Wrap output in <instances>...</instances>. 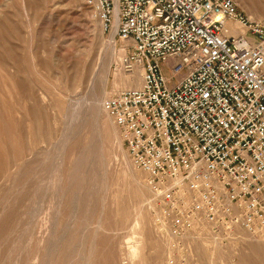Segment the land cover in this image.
Wrapping results in <instances>:
<instances>
[{
    "label": "rangeland",
    "instance_id": "obj_1",
    "mask_svg": "<svg viewBox=\"0 0 264 264\" xmlns=\"http://www.w3.org/2000/svg\"><path fill=\"white\" fill-rule=\"evenodd\" d=\"M237 2L264 23V0ZM112 35L104 33L85 0H0V108L24 149L21 157L10 155L0 177V264H83L94 238L96 264H169L176 255L179 239L169 231L159 194L132 164L120 129L103 109L108 97L140 84L115 76L116 43L99 103L110 140L104 142L103 128L96 129L103 141L96 157L89 126L71 135L77 126L71 105L80 96L91 103L99 73L106 70L107 53L99 46ZM8 50L10 60L20 63L12 62L19 67L17 93L10 90ZM67 148L72 155L60 161ZM242 235L234 241L264 243V233ZM184 240L195 252L190 264H228L234 257L235 246L222 248L220 239Z\"/></svg>",
    "mask_w": 264,
    "mask_h": 264
},
{
    "label": "built area",
    "instance_id": "obj_2",
    "mask_svg": "<svg viewBox=\"0 0 264 264\" xmlns=\"http://www.w3.org/2000/svg\"><path fill=\"white\" fill-rule=\"evenodd\" d=\"M85 4L115 35V76L142 71L103 107L179 239L169 264L193 255L187 236L237 250L235 238L263 234L264 23L237 0Z\"/></svg>",
    "mask_w": 264,
    "mask_h": 264
},
{
    "label": "bare ground",
    "instance_id": "obj_3",
    "mask_svg": "<svg viewBox=\"0 0 264 264\" xmlns=\"http://www.w3.org/2000/svg\"><path fill=\"white\" fill-rule=\"evenodd\" d=\"M5 25H7V24L5 23ZM14 29H15V27H14ZM12 30H13V26H12ZM115 43L116 42H115V39H114V35H112L107 43L100 44V46H99L102 50H105L106 53H107V55L105 57L106 61L104 63L106 65V70L104 71V73H102V72L99 73V77H98L99 81H98V84L95 87V89H94V91H93V93L91 95V103L89 102L88 99L86 100V98H83V97L80 96L78 98L79 100L76 101V103L74 105H71V106H73V108L71 109L72 114H74V117L76 119L75 121L73 120V122H75L74 125H77L76 128H73V130L71 131V135L79 134V136H80L82 134L83 130L86 129L89 126V128L92 129L91 139H90L91 148H92L93 152L95 151L96 157H100L101 156L100 155V151H101L102 142L103 141L104 142H109L110 137H111V133H112L110 127L108 126V122L106 120H104L103 117H102V112H101V108H100L99 103L101 101V97H102L103 93H105L104 91H105L106 85L108 83L107 66L109 65V63L111 62V59L113 57V53L115 51ZM4 54L6 55V56H4V60H6L7 62L9 60V62L11 64L13 62L14 65H15V63L17 61V65L18 66L20 65V63H18L19 60L15 59V58L14 59L12 58L11 59L12 61L10 60L9 50L6 51V53H4ZM0 58H1V56H0ZM9 62H8V64L12 67L11 72L9 71L11 73V75H10L11 76L10 90L13 93H17L18 88L20 89L19 84L17 82L18 80H16V79H18L16 77H17L18 72H19V67H15L13 64L11 65ZM93 73H96V72L94 71ZM141 75H142V71L140 70L138 72V74H137V77H135L134 80H132L131 77H128L129 81L132 82V83H130V82H128V83L129 84H134L140 79V84L138 85V87H140V85L142 83ZM95 76H96L95 74H94V76H91L90 81L93 82ZM130 88H127V89H130ZM127 89H124V90H127ZM119 92L120 91H118L116 93H119ZM115 94H113V95H115ZM44 98H45V96L43 94H41L40 99L44 100ZM103 104H104V102H103ZM103 109H104V107H103ZM25 113H26V116L27 115L30 116V114L27 113V111ZM32 117H34V116H32ZM13 125L14 124L12 123V120L10 119V116H8V117L5 116L4 117V114L2 113L1 108H0V177L2 175H5V173L8 171V164L10 162V160H9L10 159V155L13 154L14 157L15 156L21 157L22 153L24 151L23 145L20 142V138L16 135ZM98 127L103 128V130L105 132L103 134V136H102V138H103L102 140L103 141L100 139V137L98 136V134L96 132V129ZM122 141H123V138H122ZM123 143H124V141H123ZM72 153H73V150L67 148L64 151V159H61V157H60V159H61L60 161H64L65 162L66 158H69V155H72ZM130 159H131V157H130ZM131 162H132V160H131ZM99 225L101 226V222H100ZM203 227H204V225H203ZM4 231H5V225L4 224L0 225V235ZM95 235H97V233ZM190 237L191 236H187L185 239H188ZM233 243H236V242H233ZM238 243H240V242H238ZM190 246L192 247L191 244H190ZM98 249L99 248H98V244L96 243V238H94V240L92 242V245L90 247V251L88 252V254L86 256V259L83 262V264H96ZM234 251H235L234 252V257H237V256L241 255V252L239 250H236V247H235ZM56 253H57V251L53 253V258L56 255ZM194 253L195 252L193 251V255L188 257V260L185 262L186 264H190L192 262V260H194Z\"/></svg>",
    "mask_w": 264,
    "mask_h": 264
},
{
    "label": "crops",
    "instance_id": "obj_4",
    "mask_svg": "<svg viewBox=\"0 0 264 264\" xmlns=\"http://www.w3.org/2000/svg\"><path fill=\"white\" fill-rule=\"evenodd\" d=\"M249 243L250 244L253 243V247H255V253L253 251L254 248L253 249L250 248ZM237 248H239L237 250L241 252V255L230 258L229 261H227L228 264H264V243L259 244V243L249 242V241L247 242L241 241V243L238 244ZM228 249L233 250L232 248H228ZM256 254L260 256L261 258L260 262L255 261L254 256H256ZM203 264H206V263L203 262Z\"/></svg>",
    "mask_w": 264,
    "mask_h": 264
}]
</instances>
